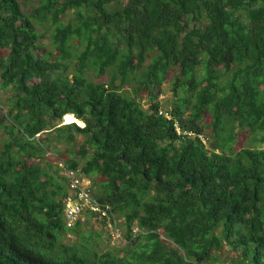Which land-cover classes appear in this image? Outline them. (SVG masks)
I'll return each instance as SVG.
<instances>
[{
  "label": "trees",
  "instance_id": "obj_1",
  "mask_svg": "<svg viewBox=\"0 0 264 264\" xmlns=\"http://www.w3.org/2000/svg\"><path fill=\"white\" fill-rule=\"evenodd\" d=\"M30 1L0 0V264H212L225 246L264 264V148L235 147L264 142V0ZM49 151L91 178L123 254L67 239L81 217Z\"/></svg>",
  "mask_w": 264,
  "mask_h": 264
},
{
  "label": "rangeland",
  "instance_id": "obj_2",
  "mask_svg": "<svg viewBox=\"0 0 264 264\" xmlns=\"http://www.w3.org/2000/svg\"><path fill=\"white\" fill-rule=\"evenodd\" d=\"M36 0H31L30 4H32ZM45 43L49 45V48H53L50 43V39L48 37L43 40ZM96 80H101V78H95ZM106 79V78H104ZM171 81L172 78L168 79L163 84V92L159 96V100L161 101L164 107L169 106L173 101V94L171 90ZM12 91L10 89H4L1 87L0 83V116H2L5 112L3 109H7V106L10 103L9 96ZM142 102L145 107L148 106L146 99H142ZM6 111V110H5ZM1 120V118H0ZM209 122V118L207 119ZM63 123H67L65 117L63 118ZM208 131V130H207ZM43 136V135H42ZM250 135L246 132L239 130L237 134V141H235V147L244 148V147H259L264 148V142L254 141L253 138L250 139ZM82 137L79 136V140ZM5 140V131L4 126L0 122V149L2 147V143ZM57 148H61L62 151L67 147L66 145L56 146ZM48 161H52V163H59L62 161V158L59 154H56L54 151H49L47 154ZM56 167V166H55ZM97 188V187H96ZM95 217V216H94ZM93 216L88 214H83L81 218V223L79 224L77 232H70L71 237L67 238L68 240H73L78 244L86 243L87 245L92 246L98 253H105L107 251H111L116 254H123V247H125L123 232H121L116 228H111V231L106 229V226L98 223V219H95ZM98 218V217H97ZM109 227H111L109 225ZM122 233V234H121ZM87 236V237H85ZM240 256L236 254L235 251H232L228 246H225L223 253L220 254L219 259L214 261L212 264H240Z\"/></svg>",
  "mask_w": 264,
  "mask_h": 264
},
{
  "label": "built area",
  "instance_id": "obj_3",
  "mask_svg": "<svg viewBox=\"0 0 264 264\" xmlns=\"http://www.w3.org/2000/svg\"><path fill=\"white\" fill-rule=\"evenodd\" d=\"M162 112L170 116V114H167V111L163 110ZM65 174L69 182L68 193L64 200V216L67 225H74L85 212H96L101 218H107L108 227L110 225L111 228L120 230L115 226V221L113 222L110 206L102 204L94 197L91 178L85 175L79 168L66 170ZM134 231L137 233L138 228H135Z\"/></svg>",
  "mask_w": 264,
  "mask_h": 264
},
{
  "label": "clouds",
  "instance_id": "obj_4",
  "mask_svg": "<svg viewBox=\"0 0 264 264\" xmlns=\"http://www.w3.org/2000/svg\"><path fill=\"white\" fill-rule=\"evenodd\" d=\"M74 115V114H73ZM65 117V116H64ZM77 118V117H76ZM83 121V120H82ZM73 122H76V121H73ZM77 123V122H76ZM83 123L84 124H82V126L83 125H85V122L83 121ZM78 124V123H77ZM80 125V124H79ZM59 166L62 168V173L65 175V177L67 178V176H66V174H65V172H66V170H70V169H68L67 167H66V165H65V162H64V160H62V161H60L59 163ZM62 164V165H61ZM77 169V168H76ZM79 169H81V168H79ZM82 171V170H81ZM69 185V182H68V178H67V186ZM65 200V199H64ZM84 214H86V212L84 213ZM81 218H82V216H81ZM80 219V218H79ZM76 223V222H75ZM67 224V223H66ZM68 226V225H67ZM73 226V225H72ZM68 227H71V226H68ZM108 227V226H107Z\"/></svg>",
  "mask_w": 264,
  "mask_h": 264
},
{
  "label": "bare ground",
  "instance_id": "obj_5",
  "mask_svg": "<svg viewBox=\"0 0 264 264\" xmlns=\"http://www.w3.org/2000/svg\"><path fill=\"white\" fill-rule=\"evenodd\" d=\"M65 120H66L67 123H70V122L76 121V122L79 123L80 125L84 124L83 121H82L81 119L76 118V116L73 115V114H67V115H65Z\"/></svg>",
  "mask_w": 264,
  "mask_h": 264
},
{
  "label": "water",
  "instance_id": "obj_6",
  "mask_svg": "<svg viewBox=\"0 0 264 264\" xmlns=\"http://www.w3.org/2000/svg\"><path fill=\"white\" fill-rule=\"evenodd\" d=\"M79 124V123H78Z\"/></svg>",
  "mask_w": 264,
  "mask_h": 264
}]
</instances>
